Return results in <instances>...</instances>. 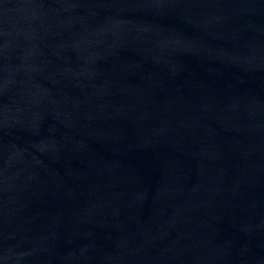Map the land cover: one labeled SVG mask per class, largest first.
I'll return each mask as SVG.
<instances>
[{
  "label": "water",
  "instance_id": "water-1",
  "mask_svg": "<svg viewBox=\"0 0 264 264\" xmlns=\"http://www.w3.org/2000/svg\"><path fill=\"white\" fill-rule=\"evenodd\" d=\"M0 264H264V0H0Z\"/></svg>",
  "mask_w": 264,
  "mask_h": 264
}]
</instances>
